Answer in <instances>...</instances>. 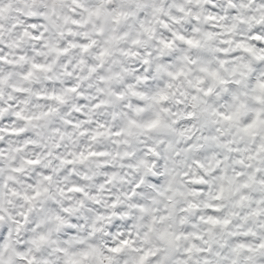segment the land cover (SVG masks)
<instances>
[{"label":"snow or ice","instance_id":"obj_1","mask_svg":"<svg viewBox=\"0 0 264 264\" xmlns=\"http://www.w3.org/2000/svg\"><path fill=\"white\" fill-rule=\"evenodd\" d=\"M0 264H264V0H0Z\"/></svg>","mask_w":264,"mask_h":264}]
</instances>
